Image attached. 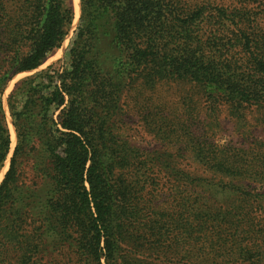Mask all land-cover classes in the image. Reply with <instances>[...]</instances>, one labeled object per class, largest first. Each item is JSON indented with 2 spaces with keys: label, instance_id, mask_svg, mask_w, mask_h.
Listing matches in <instances>:
<instances>
[{
  "label": "trees",
  "instance_id": "trees-1",
  "mask_svg": "<svg viewBox=\"0 0 264 264\" xmlns=\"http://www.w3.org/2000/svg\"><path fill=\"white\" fill-rule=\"evenodd\" d=\"M80 2L63 63L21 80L8 99L18 142L0 185V263L14 249L21 253L18 264H37L56 238L91 264L103 255L106 264L119 263L130 230L146 223L162 231L166 219L178 220L157 210L155 218H144L139 207L135 171L163 165L177 188L207 184V192L222 196L205 205L196 201L198 209L188 206L183 229L199 244L191 247L214 264L222 257L225 264L264 261V188L251 186H264L262 151L190 146L206 172L221 175L214 182L181 169L176 156L143 150L121 136L128 95L138 86L150 91L163 82L189 83L238 117L251 107L264 110L258 17L208 4L190 8L180 0ZM74 18L73 0H0V171L11 148L5 90L62 48ZM225 31L239 35L233 44H216ZM28 165L30 184L22 178Z\"/></svg>",
  "mask_w": 264,
  "mask_h": 264
},
{
  "label": "rangeland",
  "instance_id": "rangeland-1",
  "mask_svg": "<svg viewBox=\"0 0 264 264\" xmlns=\"http://www.w3.org/2000/svg\"><path fill=\"white\" fill-rule=\"evenodd\" d=\"M180 1L190 8L208 4L223 7L229 12L240 10L251 13L252 16L258 17L257 23L259 25L255 27L258 31L256 32L257 40L264 41V0ZM79 3L80 13L77 17L75 15L70 34L62 48L54 53L38 70L15 76L5 90L2 103L11 138V148L4 167L0 171V185L6 178L18 142L8 99L21 80L44 71L49 66L63 63L65 52L80 22V0ZM209 30L211 31V28ZM209 34L203 38V43H209L207 40ZM246 34L249 35V32ZM217 35L220 37L214 40L216 44H233L235 42L233 40L239 34L236 31H225L217 33ZM127 104L123 125L121 124L123 127L121 136L143 150L158 151L157 155H165L166 157L176 156L179 162L177 165L195 176L209 178L213 175L206 172V168L198 162L196 154L193 152L195 147L205 145L206 142L214 145L216 149L234 146L246 150L258 149L264 154V110L260 108L251 107L245 110L241 117H238L229 104L223 101L214 102L208 99L199 87L180 82H163L150 91L138 86L137 90L128 95ZM186 133H189V136L185 137ZM197 142L201 143L195 146ZM193 145L195 147L190 150V146ZM162 167L164 165L160 168ZM160 168L153 172L145 168L138 172L135 171L133 179L140 183L141 187L144 183L147 184L145 190L136 187L138 192L136 196L139 197L140 201L139 207L144 208V218H148V215L155 218L153 213L157 210L158 212L173 213L178 220L174 222L166 219L164 223L166 229L162 231H153L148 226L150 231L142 220L145 223H141L143 226L139 225L140 227L130 230L121 251L122 257L117 264H214V260H210L208 256L206 257L207 261L205 260V255L199 251V247L194 248L189 245L197 246L199 244L197 241H189L185 229H183V222L188 212V206H195L198 209L196 201L205 205L209 201L222 200L221 194L216 191L207 192L205 188L207 184L195 188L184 184L185 187H188L187 190L184 187L177 188L176 185L179 184L172 177H169L163 168L162 170ZM22 175L28 184L33 182L34 176L30 171V165L26 166L25 173ZM220 176H212L215 178L214 182H218ZM251 186L254 190L264 188L263 185L259 184H251ZM184 204L185 207H183ZM37 227L33 226L30 229L34 230ZM59 243L61 246H57ZM46 249L48 252L45 260H41L37 264H91L89 260L82 258L76 249L68 247L67 244H62L57 238L49 241ZM19 253V251L11 249L4 264H18ZM224 261L223 257L217 259L218 264H225ZM260 262L254 264H264V261ZM100 264H106L105 255L102 256ZM234 264H253V262L244 261L241 258Z\"/></svg>",
  "mask_w": 264,
  "mask_h": 264
},
{
  "label": "bare ground",
  "instance_id": "bare-ground-1",
  "mask_svg": "<svg viewBox=\"0 0 264 264\" xmlns=\"http://www.w3.org/2000/svg\"><path fill=\"white\" fill-rule=\"evenodd\" d=\"M74 8H75V15H79L80 13V3L79 0H74Z\"/></svg>",
  "mask_w": 264,
  "mask_h": 264
}]
</instances>
